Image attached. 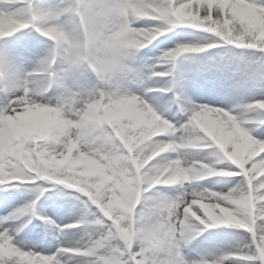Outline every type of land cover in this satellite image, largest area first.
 I'll list each match as a JSON object with an SVG mask.
<instances>
[{
	"label": "clouds",
	"instance_id": "9594fccd",
	"mask_svg": "<svg viewBox=\"0 0 264 264\" xmlns=\"http://www.w3.org/2000/svg\"><path fill=\"white\" fill-rule=\"evenodd\" d=\"M5 13L0 38L38 25L51 44L31 68L0 48V185L71 190L81 215L65 227L82 226V233L60 250L74 257L27 247L21 233L31 221L21 218L48 191L37 187L8 216L20 227L0 222V264H70L75 257V264H189L184 237L202 234L197 225L238 230L234 246L210 264H264V139L257 136L264 95H254L264 94L257 71L264 68V7L248 0H59L42 13L30 3ZM177 27L204 35L141 57ZM213 49L226 55L210 63L249 84L234 108L196 103L180 84L182 58ZM177 110L183 123L169 118ZM211 177L238 179L217 191L199 183ZM165 186H179L178 195L162 192Z\"/></svg>",
	"mask_w": 264,
	"mask_h": 264
},
{
	"label": "bare ground",
	"instance_id": "6f19581e",
	"mask_svg": "<svg viewBox=\"0 0 264 264\" xmlns=\"http://www.w3.org/2000/svg\"><path fill=\"white\" fill-rule=\"evenodd\" d=\"M35 2L39 5H48V4H53V3H56L57 0H35ZM18 7H20V5L18 4H15V3H0V11H15ZM181 28L183 29L184 27H180L179 29H177L175 32H172V33H168L166 34L165 36H162V38L158 39L157 41H155L154 43L155 44H164V43H168L170 42L169 40L172 39V38H179L181 39L183 42H189L193 39H195V37L197 35H204V34H197V33H194V30H191V29H188V28H184L183 30H181ZM33 30L32 28H30L29 30L27 31H19L15 34H13L12 36L10 37H6V38H3L2 40H0V48H3V49H7L10 51V49L14 46L16 47V52H17V57L23 62L24 66L26 68L30 67L33 65V61L27 56V54H25V51H27L28 49H31L32 52H35L37 49L34 48L35 45L34 44H31L30 47H28L26 44V37L28 35H33ZM39 39V38H38ZM39 51L42 52V55L47 51L49 45L51 44V41H49L47 38L41 36L40 39H39ZM154 44V45H155ZM26 45V46H25ZM25 50V51H24ZM144 51V50H143ZM251 51V50H249ZM210 52H212V57H216V56H223V54H225L224 52H222L220 49H213V50H210ZM143 53V52H142ZM141 53V54H142ZM206 53H209V52H206ZM206 53H201V54H191V59L189 60H186V61H192L193 59L197 58V57H203L204 54ZM181 66V64H179ZM178 65V66H179ZM189 69H193V70H196L197 69V66L196 64H191L189 65V67H187ZM217 76H219L218 74H216ZM222 76V75H220ZM228 87V86H227ZM228 90H234V91H237V92H243V87H240V86H237L236 85L233 87V88H229ZM224 91V92H221V95L222 96H219V97H215V94H219L220 91H213L215 94L211 93L207 88L205 87H202L200 85H191L190 88H189V94L190 95H193V93H196L197 95L194 96V98L196 99H206L208 103L212 102L213 104L217 105V106H221V105H225L227 104V97L231 94L230 91ZM213 106V105H212ZM229 107H232V105H230ZM212 178V182L210 181V188H216V183L219 180V177H211ZM237 179V178H236ZM200 183V182H199ZM201 184V183H200ZM221 184V182H220ZM37 187H42L40 185V183H37L35 186L33 187H30L29 189H25L23 188L21 185H7V186H4V185H0V194L1 195H4V196H7L9 194H12L13 193H17L19 190L21 189H24L26 192L24 194H22V196H17L15 198V203H18L16 205H18L16 207V209L24 206L26 203L29 202V200L32 198V190L37 188ZM161 190H170L172 193H176L178 195L179 193V186H170V187H163ZM47 196V193L44 194L42 196V198L40 199V201L38 202V205H37V213H42L43 211H40L39 210V207H40V204L41 202L43 203H49L50 205L54 204L56 201L54 199H49V198H46ZM10 197V196H7V198ZM11 201H9L10 203L13 202V199L10 197ZM0 206L5 209L9 206L8 202H5V203H0ZM7 206V207H6ZM73 208L74 210L76 211V215L75 216H79L81 215V211H80V207L78 205L77 202H75L73 205ZM5 207V208H4ZM9 211V210H8ZM48 213L53 216V218H56L59 214V212H57V209H53V210H48ZM0 217H8L11 213L10 211L7 212V211H4L2 210V212H0ZM36 217V214L35 215H32L30 214L29 216L27 217H24L23 220L24 221H27V220H30V219H35L34 223L37 222V224L39 225V220L37 221V218ZM77 217V218H79ZM74 218V217H73ZM78 219L76 220H72L73 223L71 224H74L76 223ZM36 223L33 225L34 227H32L33 230H36V231H39L37 230L39 228V226L37 225ZM45 226H44V229H47L49 230V228L51 226H49L46 222H45ZM70 224V221L66 222L65 224H61L62 226L61 227H64L65 228V231L68 227H65L66 225H71ZM37 225V226H36ZM48 225V226H47ZM222 228H228L225 229L226 231L228 232H233V233H237L238 230L236 229H233V228H230L228 226H219L217 228H210V230L206 233H202L200 235H198L197 237H195L194 239H191L187 245L185 246L184 248V256L186 258V260L189 262V264H193V262H199V261H202V260H212L215 256L219 255L220 254V251L222 250V247L221 245H218L217 241L216 242H213L214 241V238L215 236L222 232ZM217 229H220V230H217ZM37 236L34 240H38L40 242H37L33 247H28L30 248L31 250H36V249H39V251H43L44 253H48L47 251L49 249L55 247V242H53L51 245L49 246H40L39 244L42 243V238L40 236H43V233H40L39 235H35ZM75 239L74 236H63L61 237L60 239H58L57 241L61 242V245H67L68 241L70 240H73ZM228 247H232L231 245H228ZM55 253V252H54ZM69 257H73V256H69ZM74 262V261H73Z\"/></svg>",
	"mask_w": 264,
	"mask_h": 264
},
{
	"label": "rangeland",
	"instance_id": "374dc122",
	"mask_svg": "<svg viewBox=\"0 0 264 264\" xmlns=\"http://www.w3.org/2000/svg\"><path fill=\"white\" fill-rule=\"evenodd\" d=\"M35 33H37V35H39V36L41 35L40 33L36 32V31H35ZM157 47H160V46H157ZM156 48L153 51L150 50V53H149V57L148 58H155V57L159 56L158 53H157V55H152V53H156ZM38 56H39V54H38ZM41 56H42V53H41ZM205 69H206V75H207V79H208L207 84L213 83L212 89H215L217 91H226V90L229 89V87H226V86L231 85V84H234L235 85L236 83H239V82L240 83H244V84L246 83L247 84V90L249 89L248 82H246L244 80H241L239 78L238 74L235 73V72H226L225 71V73L229 74L230 76L228 78H223L222 77L219 80L217 78L218 76L216 74L221 73V71L215 70V69L212 70L210 68H205ZM136 89H139V88H136ZM137 91H139V90H137ZM228 91L233 92L234 90H228ZM233 93H237V91H235ZM141 94H142V92H141ZM245 95L246 94L242 92V94L240 93L236 97L229 96L230 100H227L226 106L225 105H223V106L228 108V106H230V105H237L238 103H240L245 98ZM262 95L263 94L258 93L255 96H256V98H261ZM196 103H199V102H196ZM200 104H206V103L200 102ZM169 118H171V119L174 118L175 119V123H183L184 119H186V117H184V115L182 113H180L179 111H178V114L176 113V111H173L172 113H170L169 114ZM260 131H264V129H260ZM258 138L264 139V137H258ZM236 178L238 179V177L220 178V181H218L216 183V186L217 187L216 188H211V189L217 190V191L222 190V189H225L226 190V188L230 186L229 181H235ZM211 180H212V178H208L207 180H203L201 182V186L202 187L210 188V186H211L210 181ZM220 182H221V184H220ZM25 185H27V184H25ZM54 194L58 195V197L61 198V201L58 204L60 208H63L64 209V208L67 207L66 204H69L70 205V204H73L74 202H76L74 200V195L75 194L72 195V196H67V194H65V193H59V192H55ZM175 195H177V194L176 193L175 194H170L169 196H175ZM64 198H67V201H64L63 200ZM225 229L228 230V228H222L221 229L222 232L218 233L215 236L214 241H213V242H216L217 241L218 245H221L222 250L220 251V253L223 252L224 250L228 249L229 248L228 245L234 246V244H235V234L236 233L228 232ZM209 230L210 229L204 231V233L208 232ZM217 230H220V229H217ZM78 259H80V258L75 257L74 260H70V264H75V260H78Z\"/></svg>",
	"mask_w": 264,
	"mask_h": 264
},
{
	"label": "snow or ice",
	"instance_id": "6c2138e0",
	"mask_svg": "<svg viewBox=\"0 0 264 264\" xmlns=\"http://www.w3.org/2000/svg\"><path fill=\"white\" fill-rule=\"evenodd\" d=\"M15 3V4H18L20 5L21 7L23 6H26V4L30 3L32 8L35 9L38 13H42L44 11H46L47 9V4L46 5H39L35 2V0H0V3ZM57 2H59V0H57ZM190 0H175V5L176 6H179L180 4H187L189 3ZM249 3L251 4H255V5H258V6H262L264 7V0H248ZM213 15H214V11H213ZM9 14L8 13H5L4 11H0V17H4V18H8ZM145 26V25H143ZM38 25H32L31 27L29 28H32L36 31ZM28 29V28H27ZM24 30V29H22ZM37 32V31H36ZM42 35V34H41ZM43 36V35H42ZM7 37H10V36H7ZM45 38L48 39V37L46 36H43ZM3 38H6V37H3ZM3 38H0V39H3ZM209 68H213V69H217L219 70L215 64L213 63H210L208 65ZM258 72H264V68H260V69H257ZM212 106V105H211ZM212 107H216V108H221V107H217V106H212ZM261 129H264V127H262ZM257 136L258 137H264V131H260L257 133ZM258 159H262L264 160V154H262ZM233 171H239V169L237 168H233L232 169ZM16 185H20L21 182H14ZM42 191V189H41ZM38 205V204H37ZM37 205L35 206L36 210L33 211L31 214L32 215H35L37 213ZM29 207H31V205H29ZM23 219V217L21 218ZM45 222L49 225V226H52V227H58L54 224V222L50 219H44ZM0 222H3L4 224L6 225H9V224H15L17 227H20V224L18 223V221H16L15 219L11 218V217H5V218H0ZM177 227L179 228V222L177 221ZM198 228L202 229L203 232L210 229V228H217L216 226H213V227H206L204 225H197ZM70 228V227H68ZM59 231L61 233H63L65 231V228L64 227H60L59 228ZM178 237H179V233L177 234ZM198 235H200L199 232H189L188 234H186V236L184 237V240L185 241H190L191 239H194L195 237H197ZM68 245H61L57 251L55 253H52V254H46V253H43V252H37L41 255H57L58 257H69V256H75L76 254L75 253H71V252H61L60 250L64 247H67ZM193 264H210V261L208 260H202V261H199V262H193ZM234 264H260V260L259 259H253V260H243V261H235Z\"/></svg>",
	"mask_w": 264,
	"mask_h": 264
}]
</instances>
